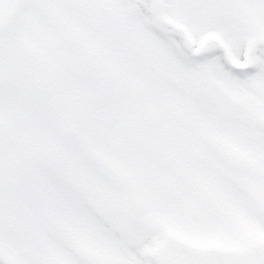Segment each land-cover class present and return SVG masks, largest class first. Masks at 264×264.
<instances>
[{
  "label": "snow or ice",
  "instance_id": "obj_1",
  "mask_svg": "<svg viewBox=\"0 0 264 264\" xmlns=\"http://www.w3.org/2000/svg\"><path fill=\"white\" fill-rule=\"evenodd\" d=\"M0 264H264V0H0Z\"/></svg>",
  "mask_w": 264,
  "mask_h": 264
}]
</instances>
